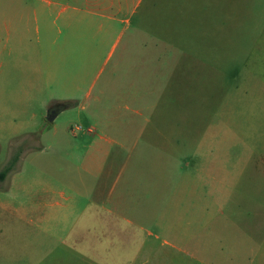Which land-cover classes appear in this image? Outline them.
Instances as JSON below:
<instances>
[{
    "label": "rangeland",
    "instance_id": "rangeland-1",
    "mask_svg": "<svg viewBox=\"0 0 264 264\" xmlns=\"http://www.w3.org/2000/svg\"><path fill=\"white\" fill-rule=\"evenodd\" d=\"M82 1L17 27L0 264H264V0Z\"/></svg>",
    "mask_w": 264,
    "mask_h": 264
},
{
    "label": "crops",
    "instance_id": "crops-1",
    "mask_svg": "<svg viewBox=\"0 0 264 264\" xmlns=\"http://www.w3.org/2000/svg\"><path fill=\"white\" fill-rule=\"evenodd\" d=\"M28 0H0V85H7L13 83L15 79L16 72L18 71V56L16 55V38L21 33L17 27L20 26L25 14H28L25 9ZM39 2V4L45 8V6H51L54 2L53 0H34ZM118 1V3H117ZM143 2V1H142ZM141 2V4H142ZM56 3V2H55ZM138 5V4H137ZM136 5V7H137ZM104 6V7H103ZM82 8H76L77 11L81 10L84 13L85 19L88 17L90 19H96L98 21H114V22H123L128 23L129 20H132V17L129 18L127 15H134L137 12V9L131 4V0H83ZM117 7L120 8L119 11ZM134 7V8H133ZM66 7H63L65 9ZM122 8V9H121ZM127 8V10H125ZM122 12V13H120ZM33 14L37 16V8H33ZM119 14V15H118ZM119 16V17H118ZM61 108L57 111L56 117L61 112ZM51 111H48L47 118ZM92 130V128H91ZM62 195H64L62 193ZM98 203H101L99 201ZM49 207H58L64 208L67 207V204L58 201L56 199L51 200L47 203ZM98 205V204H96ZM6 205H3V207ZM18 210L19 216H22L20 207L16 208ZM32 223L33 220H30ZM152 235L151 231H148ZM157 236V235H156ZM178 237V234L175 235V238ZM182 241V239H180Z\"/></svg>",
    "mask_w": 264,
    "mask_h": 264
},
{
    "label": "trees",
    "instance_id": "trees-1",
    "mask_svg": "<svg viewBox=\"0 0 264 264\" xmlns=\"http://www.w3.org/2000/svg\"><path fill=\"white\" fill-rule=\"evenodd\" d=\"M12 165H7L1 172H0V180L4 179L5 176L11 171Z\"/></svg>",
    "mask_w": 264,
    "mask_h": 264
},
{
    "label": "water",
    "instance_id": "water-1",
    "mask_svg": "<svg viewBox=\"0 0 264 264\" xmlns=\"http://www.w3.org/2000/svg\"><path fill=\"white\" fill-rule=\"evenodd\" d=\"M56 113H57V111H52L50 114H49V116H48V119L49 120H53L54 119V117H55V115H56Z\"/></svg>",
    "mask_w": 264,
    "mask_h": 264
},
{
    "label": "flooded vegetation",
    "instance_id": "flooded-vegetation-1",
    "mask_svg": "<svg viewBox=\"0 0 264 264\" xmlns=\"http://www.w3.org/2000/svg\"><path fill=\"white\" fill-rule=\"evenodd\" d=\"M55 111H58L59 110V108H56V109H54ZM54 110H52V111H54Z\"/></svg>",
    "mask_w": 264,
    "mask_h": 264
}]
</instances>
